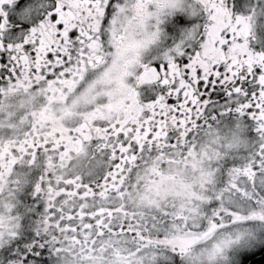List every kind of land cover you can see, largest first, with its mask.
<instances>
[{"label": "snow or ice", "instance_id": "obj_1", "mask_svg": "<svg viewBox=\"0 0 264 264\" xmlns=\"http://www.w3.org/2000/svg\"><path fill=\"white\" fill-rule=\"evenodd\" d=\"M258 253L264 0H0V264Z\"/></svg>", "mask_w": 264, "mask_h": 264}, {"label": "flooded vegetation", "instance_id": "obj_2", "mask_svg": "<svg viewBox=\"0 0 264 264\" xmlns=\"http://www.w3.org/2000/svg\"><path fill=\"white\" fill-rule=\"evenodd\" d=\"M134 70L133 68H130L129 71ZM124 72H121V75L119 78H117L114 82L110 83V85L107 88V91L111 93L114 97L117 98V101L119 102V97L124 92ZM253 264H264V253H258L254 257H252Z\"/></svg>", "mask_w": 264, "mask_h": 264}]
</instances>
